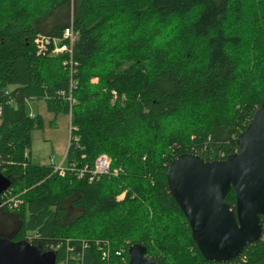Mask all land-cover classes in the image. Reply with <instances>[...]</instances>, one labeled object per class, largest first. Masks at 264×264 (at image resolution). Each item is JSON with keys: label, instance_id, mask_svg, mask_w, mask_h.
Listing matches in <instances>:
<instances>
[{"label": "trees", "instance_id": "trees-1", "mask_svg": "<svg viewBox=\"0 0 264 264\" xmlns=\"http://www.w3.org/2000/svg\"><path fill=\"white\" fill-rule=\"evenodd\" d=\"M68 26L72 49L49 53ZM38 34L52 40L44 55ZM28 99L69 117L63 175L30 160L43 120ZM263 99L264 0H0V172L19 201L0 206V230L14 223L0 237H31L59 264H124L114 252L133 243L158 264H264V218L235 261H207L166 176L180 155L235 152ZM100 154L111 173L78 176ZM224 201L234 207L233 189Z\"/></svg>", "mask_w": 264, "mask_h": 264}, {"label": "water", "instance_id": "water-1", "mask_svg": "<svg viewBox=\"0 0 264 264\" xmlns=\"http://www.w3.org/2000/svg\"><path fill=\"white\" fill-rule=\"evenodd\" d=\"M237 150L224 159L205 160L192 154L174 158L166 170L169 190L187 219L201 255L209 262L235 261L243 248L261 239L264 218V99L236 137ZM10 176L0 172V195ZM234 190V207L224 201ZM146 247L128 246L125 264H158ZM56 253L34 244L0 237V264H55Z\"/></svg>", "mask_w": 264, "mask_h": 264}, {"label": "rangeland", "instance_id": "rangeland-1", "mask_svg": "<svg viewBox=\"0 0 264 264\" xmlns=\"http://www.w3.org/2000/svg\"><path fill=\"white\" fill-rule=\"evenodd\" d=\"M26 106L30 115L39 114L43 120L42 127L34 129L31 133L30 160L37 164H49L51 158L56 164L62 163L65 166L63 160L69 143V131L71 129L69 117L62 113L53 114L47 112L44 100L28 99ZM123 196L124 192L119 194L117 199L120 200ZM4 199L5 197L2 198L1 202ZM18 204L19 202L16 207ZM68 244H70L69 241Z\"/></svg>", "mask_w": 264, "mask_h": 264}, {"label": "built area", "instance_id": "built-area-1", "mask_svg": "<svg viewBox=\"0 0 264 264\" xmlns=\"http://www.w3.org/2000/svg\"><path fill=\"white\" fill-rule=\"evenodd\" d=\"M62 40H65L66 42L62 43L61 45H59V43H57L55 40H53V48L49 51V53L53 54V55H58L61 52H66L67 50H71L74 44V40H75V34L73 32L72 26H68L65 27L63 29L62 35H61ZM51 39L43 34H38L34 39H33V43L35 45L36 48V52L37 54H41L44 55L45 53H47L48 51V46L51 43ZM70 132V131H69ZM70 139V137H69ZM50 165H52L54 171H57V173L59 175H63L65 170L67 169L65 166H63L62 163L56 164L51 158H50ZM83 173H88L89 176V180L91 181L94 177H98L100 175H104V174H110L111 170H110V159L106 156V155H99L97 156V158L95 159L92 167L89 169L87 166H84L81 170L77 171L78 176H82ZM112 173H116V171H113ZM9 189H7L3 194H1L3 197H5L4 201L0 202V206L3 204H8V207L10 209H13L14 207H16L17 203L19 202L16 198L14 197H10L7 198L8 196V191ZM263 229V228H262ZM263 237V235H262ZM261 237V238H262ZM31 237H27L25 240V243H30L33 244L31 241ZM97 249L100 252V258L101 260L108 261L110 259L111 256V248L108 245V242H100L97 243ZM86 246V244L82 245V247ZM66 247L68 250H71L73 247L70 246L69 244H66ZM128 247L125 249V246H121L120 249H118L117 251L114 252V255L119 258L122 262H124V264L127 262L124 258V252H127ZM52 250L56 253V251L53 248H48L41 252L44 251H49ZM55 264H59L56 263ZM60 264H67L66 260L63 262H60Z\"/></svg>", "mask_w": 264, "mask_h": 264}, {"label": "flooded vegetation", "instance_id": "flooded-vegetation-1", "mask_svg": "<svg viewBox=\"0 0 264 264\" xmlns=\"http://www.w3.org/2000/svg\"><path fill=\"white\" fill-rule=\"evenodd\" d=\"M8 222H9V224H8V226H7L8 229H7V228H4V229H3L4 232L0 230V233H1L2 235H8L9 231H11V230L13 229V227H14V223H13L11 220H8ZM9 227H10V228H9Z\"/></svg>", "mask_w": 264, "mask_h": 264}]
</instances>
